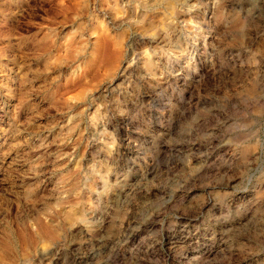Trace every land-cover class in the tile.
Instances as JSON below:
<instances>
[{"label":"rangeland","instance_id":"1","mask_svg":"<svg viewBox=\"0 0 264 264\" xmlns=\"http://www.w3.org/2000/svg\"><path fill=\"white\" fill-rule=\"evenodd\" d=\"M0 264H264V0H0Z\"/></svg>","mask_w":264,"mask_h":264},{"label":"bare ground","instance_id":"2","mask_svg":"<svg viewBox=\"0 0 264 264\" xmlns=\"http://www.w3.org/2000/svg\"><path fill=\"white\" fill-rule=\"evenodd\" d=\"M151 7V6H150Z\"/></svg>","mask_w":264,"mask_h":264}]
</instances>
